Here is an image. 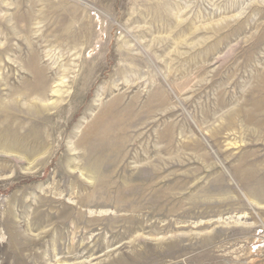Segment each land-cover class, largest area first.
<instances>
[{"label":"rangeland","instance_id":"1","mask_svg":"<svg viewBox=\"0 0 264 264\" xmlns=\"http://www.w3.org/2000/svg\"><path fill=\"white\" fill-rule=\"evenodd\" d=\"M0 264H264V0H0Z\"/></svg>","mask_w":264,"mask_h":264}]
</instances>
